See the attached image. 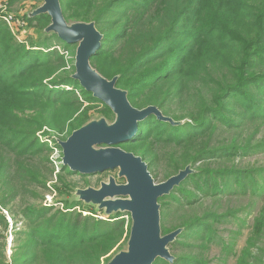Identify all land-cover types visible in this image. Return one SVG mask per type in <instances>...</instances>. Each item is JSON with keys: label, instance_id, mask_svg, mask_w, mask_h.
I'll return each mask as SVG.
<instances>
[{"label": "trees", "instance_id": "16d2710c", "mask_svg": "<svg viewBox=\"0 0 264 264\" xmlns=\"http://www.w3.org/2000/svg\"><path fill=\"white\" fill-rule=\"evenodd\" d=\"M60 2L67 22H94L103 34L91 64L108 79L118 76L134 107L155 106L165 117L185 120L175 125L148 114L119 144L142 156L153 177L159 167L165 178L193 169L159 199L163 233L182 232L171 244L173 262L153 264H264V164L236 166L237 159L264 154V139L236 135L229 142L231 133L264 127V0ZM25 18L44 34L36 49L17 42L0 19V264H107L128 241L131 216L96 218L98 210L77 200L61 199L65 210L45 206L54 147L41 137L59 147L67 137L58 138L88 123L93 110L109 121L115 116L78 80L62 75L68 60L47 42L76 45L44 33L51 17ZM59 170L57 179L69 189L63 174L74 172L62 164ZM18 197L28 203L16 212L10 204ZM231 198H244L245 206L221 210ZM8 217L14 220L10 257ZM221 222L233 228L230 237L215 240ZM213 242L223 255L216 263L205 257Z\"/></svg>", "mask_w": 264, "mask_h": 264}, {"label": "water", "instance_id": "95a60500", "mask_svg": "<svg viewBox=\"0 0 264 264\" xmlns=\"http://www.w3.org/2000/svg\"><path fill=\"white\" fill-rule=\"evenodd\" d=\"M43 1L29 16L48 14L51 23L45 31L56 34L62 42L77 46L73 78L107 105L115 116L113 121L105 117L91 120L59 142L63 154L61 164L71 171L94 174L117 170L118 178L124 180L118 182L110 176L107 182H101L99 188L76 190L77 201L97 206L98 211L103 210L108 216L117 212L131 216L127 249L116 253L107 264H153L158 258L173 262L170 245L178 239L182 228L163 233L159 199L169 195L193 173V169L188 165L165 181L156 182L144 158L119 144L134 136L139 122L148 114L154 113L175 125H182L185 120L174 121L165 117L155 106L134 107L128 92L117 86L119 77L108 79L91 64V57L103 41V34L95 23H69L60 0Z\"/></svg>", "mask_w": 264, "mask_h": 264}, {"label": "rangeland", "instance_id": "374dc122", "mask_svg": "<svg viewBox=\"0 0 264 264\" xmlns=\"http://www.w3.org/2000/svg\"><path fill=\"white\" fill-rule=\"evenodd\" d=\"M11 0H0L1 3H7L8 4V8H7V12L8 13H12L13 15H15L16 19H20V17H22L21 19L25 20L27 23V19L25 18L26 15H29V13H32V11H34L35 9H37L38 7H40L43 4V0H15L13 3L10 2ZM20 19V20H21ZM10 29V28H9ZM11 31V30H10ZM46 31H44L45 33ZM12 33V31H11ZM13 34V33H12ZM13 36L15 37L16 41L19 43H24L25 45H27V47H32L33 49H36V47H33V45H39V43L42 42V38L44 37V34L41 33V30L36 28V23H28V26L26 27V31L22 36H15L13 34ZM47 44H53V48H51L52 50L55 49L56 51H58L61 54H64L66 59L68 60V67L66 68V70L62 71V75L64 77H73V75L76 72V69L74 67L75 64V55H76V48L75 47H69L67 48V46H64V44H60L58 41H56L55 38H52L50 40H48ZM47 48V47H45ZM44 51H47V49H45ZM102 107V106H100ZM92 119H99L102 116L100 115V113L97 111H92ZM90 120V121H91ZM258 124L254 125L248 129H246L244 132H236V133H231L230 134V140L229 142L233 141L234 137L237 135L238 137L236 138V140H243L245 139V141H247L248 139L253 138L252 143H255L258 140H263L264 139V127H260L258 128ZM261 130V131H260ZM260 131V132H259ZM259 132V133H258ZM258 133V134H257ZM69 134V133H68ZM68 134H65V136H60L58 139H62V138H68ZM257 134V136H256ZM66 138V139H67ZM64 139V140H66ZM42 141H49V145L54 147V151L51 153L50 155V159H51V164H49V169L50 168H55V172L52 176V181H50L48 183V185L50 186V191H46L44 193V199H42V202L44 203L45 206L47 207H51L52 211L60 209V210H65V206L63 205V200L61 199H68L70 201H76V190L77 189H85L87 187H93V188H99L101 182H107L110 176H113L116 178V180L118 182H123L124 180L119 179L118 178V171L117 170H108L105 172H101V173H92V174H80L78 172L73 171L74 173L72 174H68L64 176V179L66 178V181L68 186L70 187L69 189H65L63 182H60L56 176V174H59L60 170V164L62 162V149L59 146H56V144H54V142L51 140H47L44 137H41ZM60 141V140H59ZM43 159V155H39L38 157H36L35 162H37L38 165H40ZM236 162H238L236 164V166H261L262 164H264V154H258V155H253L252 157L249 158H243V159H237ZM229 164H231L230 162H228ZM157 173V176L154 177L156 182H162L165 181L167 178L164 177V168H160L155 172ZM174 175V174H173ZM61 187V189H60ZM67 190V191H66ZM62 191V193H61ZM32 200V199H31ZM245 202L246 200L244 198H231V199H224L221 202V210L226 209L227 207H232V208H241L245 206ZM28 203L26 202L25 199L18 197L16 198V200L14 202H11L10 206L14 209V211L19 212V207L22 206V208L24 207V204ZM96 210H97V206H93ZM76 208V207H75ZM79 207H77L78 211H82V209H78ZM200 206L197 208V211L199 210ZM72 210V209H71ZM95 210V211H96ZM203 210V209H201ZM84 214H92L91 212H83ZM83 214V215H84ZM9 215V213L7 214ZM93 216H95L96 218H103L105 219L108 215L105 214V212L102 211H98V213L96 212V215L92 214ZM177 216H174V218ZM9 218V217H8ZM125 218L127 219V221L130 219V215L126 214ZM250 218L247 217V220H249ZM10 221V230L8 233V237H7V255L10 257V255L12 254V240H13V234H12V224L14 223V220L12 221L11 218H9ZM174 221V222H173ZM172 223H176L177 220H173ZM170 221L167 223L168 225H170ZM21 223L18 224V227H21ZM215 228L218 230V234L215 237V240H219L221 237H230V235L227 232V229H231L233 228V225H231L228 222H221V223H217L215 224ZM245 234V229H243V234L242 237H240L238 239V244L237 247H241L244 244V239L245 236H243ZM127 242L126 240L122 241V244L117 248V250L115 252H119L121 250H125L127 249ZM211 248L208 252L205 253V257L208 259H211L213 263H216V259L217 257L222 255L221 252V248L219 247V245L216 242H213L210 244ZM170 251L173 255V251L171 249V245H170ZM232 264V261L231 263Z\"/></svg>", "mask_w": 264, "mask_h": 264}, {"label": "built area", "instance_id": "2783aa9c", "mask_svg": "<svg viewBox=\"0 0 264 264\" xmlns=\"http://www.w3.org/2000/svg\"><path fill=\"white\" fill-rule=\"evenodd\" d=\"M8 4L7 3H1L0 2V19H2L10 28L12 33L15 36H22L25 31L26 27L28 26V23L21 19H16L15 15L12 13L7 12Z\"/></svg>", "mask_w": 264, "mask_h": 264}]
</instances>
